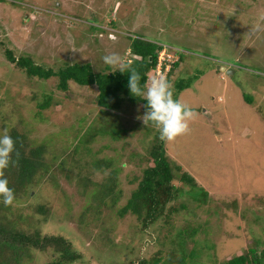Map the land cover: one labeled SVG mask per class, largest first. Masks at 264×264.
I'll return each instance as SVG.
<instances>
[{
  "label": "rangeland",
  "instance_id": "rangeland-1",
  "mask_svg": "<svg viewBox=\"0 0 264 264\" xmlns=\"http://www.w3.org/2000/svg\"><path fill=\"white\" fill-rule=\"evenodd\" d=\"M136 37L168 46L174 62L183 59L172 72L174 62L150 73L149 81L168 72L172 84L196 75L190 87L174 94L193 109L189 129L174 141L166 140L165 149L207 191V202L198 204L190 196L185 200L190 206L171 215V226L154 223L144 232H137L140 222L134 215H116L136 186L133 179L147 166L149 145L142 129L144 110L125 100L117 112L128 128L125 136L112 140L97 135L89 145L91 157L83 160L88 164L80 170L62 169L67 165H56L57 159L50 172L55 183L33 187L30 197L20 200L25 215H33L21 226L68 238L83 255L71 264H117L149 261L155 255L165 261L170 240L186 221L194 226L207 221L205 231H198L187 247L199 248L200 242L206 246L197 251V264H222L248 238L264 239V0H3L0 132L21 118L30 137L47 147L48 161L69 160L67 152L82 138L83 127L101 116L91 101L95 87L71 82L68 97L57 88V78L27 77L9 63L3 54L6 47L16 58L31 56L45 68L88 63L95 72H108L118 66L103 58L117 54L127 64L132 58L130 39ZM242 89L252 96L251 104ZM46 96L60 101V106L38 115V104ZM97 158L115 159L112 167L97 169L91 164ZM115 169L116 190L122 194L114 209L100 207L93 197L95 184L107 182ZM79 171L92 185L82 186ZM173 183L190 188L178 179ZM35 204L45 205L47 215L36 213ZM51 255L52 250H32L31 260L24 264H47Z\"/></svg>",
  "mask_w": 264,
  "mask_h": 264
},
{
  "label": "trees",
  "instance_id": "trees-1",
  "mask_svg": "<svg viewBox=\"0 0 264 264\" xmlns=\"http://www.w3.org/2000/svg\"><path fill=\"white\" fill-rule=\"evenodd\" d=\"M3 0H0L2 2ZM113 25V23H112ZM130 61L127 62L128 67L124 70L111 69L107 72L93 71L88 63H71L59 67L57 70L53 68H45L41 64L35 63L30 56L21 55L18 58L9 49H4V57L12 63L16 68L22 70L27 77H37L47 80L55 77L58 79L57 88L63 92H67V96H71V82L78 86H88L96 91L93 101L101 112L99 119L95 118L92 124L83 127L82 138L72 143V148L67 152L68 159L53 158L48 161L45 157L47 147L43 143L34 141L30 137V129L25 128L21 118L19 124H10L8 127L9 134L15 141V153L13 160L15 163L3 171V176L8 180L9 188L14 190V201L10 205H5L0 199V264H24L31 260L32 250L48 251L52 250V259L47 264H71L74 261L83 259L82 253L76 245L59 233L42 234L40 231H31L23 228L21 225L26 220L32 219V216L25 215L24 211L19 208L20 200L30 197V190L33 187L42 185L45 182H54L55 176L51 175L53 163L58 159L56 165L65 164V170H80L88 164L84 160L85 156L91 157V149L89 145L94 142L97 135L107 136L112 140H120L125 136L128 128L123 125L121 114L117 113L122 110L125 100L128 104H138L144 110V101L134 96L129 88V79L136 75L140 77L139 83L145 86L149 83V75L155 72L158 65V56L162 49L159 42H153L142 38H131L129 44ZM180 56L170 71L172 72L182 62ZM167 66L163 63L162 70ZM171 72H168L167 78L170 81ZM259 74L260 73H254ZM196 75L189 77L188 80L177 79L173 82L174 94L190 87L196 80ZM263 76V75H262ZM177 93V94H178ZM242 94L246 102L251 104L252 96L242 89ZM175 96V95H174ZM35 98V96H33ZM60 101H55L51 96H46L42 102L38 104L39 113L51 108L52 106H60ZM21 126V127H18ZM4 125L1 126V128ZM142 129L145 130V136L149 138V145L146 150L147 166L143 168L141 176L133 179L136 183L135 188L129 192L128 199L116 211V215L120 218L134 215L140 222L137 232H144L154 223L158 226H171V215L186 210L188 203L187 198L203 204L207 202V191L199 187L196 180L185 171L175 160L167 154L165 149V141L161 139L159 131L154 124H145ZM106 147H109L106 145ZM102 146L95 154L100 152ZM82 152V153H81ZM80 156L79 158H76ZM115 159V158H114ZM113 158L94 159L93 167L101 169V167H112ZM70 161V163H67ZM120 170V169H118ZM82 172H76L78 181L82 186L88 187L92 185L91 179ZM44 178V179H43ZM178 179L182 184L189 186V190H184L183 185H175L174 180ZM117 170L110 172L107 182L97 183V189L94 190L93 197L97 200L98 205L104 208L114 209L117 200L122 194L117 189ZM94 185V186H95ZM198 196L195 197V193ZM191 196V197H190ZM31 205V204H29ZM36 213H42L45 216L48 208L42 204H35ZM100 207L97 211L100 212ZM23 223V224H22ZM207 227V221L194 226L191 222L186 221L185 226L178 231L176 239L170 240V249L168 250L167 259L162 261V257L153 256L152 260L125 261V263L117 264H148L149 262L157 264L160 261L163 264H197L198 250H204L205 245L200 247L192 245L188 248L189 240H193V236L198 231H205L204 225ZM204 227V228H203ZM264 232L263 230H261ZM110 240V239H109ZM191 244V243H190ZM186 247L188 249H186ZM109 264V263H106ZM222 264H264V239L261 237L248 238L238 251L231 254Z\"/></svg>",
  "mask_w": 264,
  "mask_h": 264
},
{
  "label": "clouds",
  "instance_id": "clouds-1",
  "mask_svg": "<svg viewBox=\"0 0 264 264\" xmlns=\"http://www.w3.org/2000/svg\"><path fill=\"white\" fill-rule=\"evenodd\" d=\"M103 59L107 64L118 66L121 71L128 67L117 54L107 55ZM139 80L138 75L129 79V88L134 96L144 101L143 123L154 124L163 140L174 141L185 134L194 112L174 96V87L168 78L163 74L153 75L145 86H141ZM14 153L15 141L5 129L0 132V199L5 205L12 204L15 198L14 190L9 188L8 180L3 176V171L15 163Z\"/></svg>",
  "mask_w": 264,
  "mask_h": 264
},
{
  "label": "built area",
  "instance_id": "built-area-1",
  "mask_svg": "<svg viewBox=\"0 0 264 264\" xmlns=\"http://www.w3.org/2000/svg\"><path fill=\"white\" fill-rule=\"evenodd\" d=\"M169 47L166 45H162V49L158 56V65L156 68V71L159 73L162 70L163 63H167L166 67L168 66L169 62H174V60H171L175 55L173 53H170L168 51Z\"/></svg>",
  "mask_w": 264,
  "mask_h": 264
},
{
  "label": "water",
  "instance_id": "water-1",
  "mask_svg": "<svg viewBox=\"0 0 264 264\" xmlns=\"http://www.w3.org/2000/svg\"><path fill=\"white\" fill-rule=\"evenodd\" d=\"M222 70H225V68L223 67ZM228 73H229V71H228Z\"/></svg>",
  "mask_w": 264,
  "mask_h": 264
}]
</instances>
